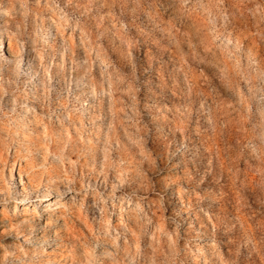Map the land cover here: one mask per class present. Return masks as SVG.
<instances>
[{
	"label": "rangeland",
	"instance_id": "obj_1",
	"mask_svg": "<svg viewBox=\"0 0 264 264\" xmlns=\"http://www.w3.org/2000/svg\"><path fill=\"white\" fill-rule=\"evenodd\" d=\"M0 37V264H264V0H0Z\"/></svg>",
	"mask_w": 264,
	"mask_h": 264
},
{
	"label": "bare ground",
	"instance_id": "obj_2",
	"mask_svg": "<svg viewBox=\"0 0 264 264\" xmlns=\"http://www.w3.org/2000/svg\"><path fill=\"white\" fill-rule=\"evenodd\" d=\"M0 44H1V45H3V48H5V47H6V48H7L6 50H8L9 52H13V50H12L13 48H12V49H10L9 47H7V46L5 45V43H4V40H3V38H2V37H0ZM12 54H13V53H12ZM22 188H23V187H22ZM19 202L21 203V204H20V206H21V207H22V206H23V207H25V206H26V204L22 203V202H23V200H20Z\"/></svg>",
	"mask_w": 264,
	"mask_h": 264
}]
</instances>
